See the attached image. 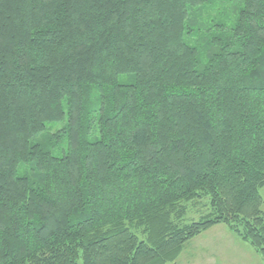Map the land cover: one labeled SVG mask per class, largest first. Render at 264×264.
Wrapping results in <instances>:
<instances>
[{
  "label": "trees",
  "instance_id": "trees-1",
  "mask_svg": "<svg viewBox=\"0 0 264 264\" xmlns=\"http://www.w3.org/2000/svg\"><path fill=\"white\" fill-rule=\"evenodd\" d=\"M263 189L264 0H0V264L264 260Z\"/></svg>",
  "mask_w": 264,
  "mask_h": 264
},
{
  "label": "rangeland",
  "instance_id": "rangeland-1",
  "mask_svg": "<svg viewBox=\"0 0 264 264\" xmlns=\"http://www.w3.org/2000/svg\"><path fill=\"white\" fill-rule=\"evenodd\" d=\"M175 264H264V260L227 226L217 225L188 242Z\"/></svg>",
  "mask_w": 264,
  "mask_h": 264
},
{
  "label": "crops",
  "instance_id": "crops-1",
  "mask_svg": "<svg viewBox=\"0 0 264 264\" xmlns=\"http://www.w3.org/2000/svg\"><path fill=\"white\" fill-rule=\"evenodd\" d=\"M262 196H263V199H264V189L262 190Z\"/></svg>",
  "mask_w": 264,
  "mask_h": 264
}]
</instances>
